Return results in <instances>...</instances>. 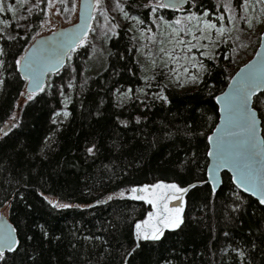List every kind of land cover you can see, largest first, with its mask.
Segmentation results:
<instances>
[{
	"label": "trees",
	"instance_id": "trees-1",
	"mask_svg": "<svg viewBox=\"0 0 264 264\" xmlns=\"http://www.w3.org/2000/svg\"><path fill=\"white\" fill-rule=\"evenodd\" d=\"M30 20H36V17L32 16ZM261 31L262 28L254 37L250 35V48L241 50L240 62L234 69L233 59H224L226 47L220 46L219 68L213 69L210 78L205 76V82L214 85L215 95L223 90L231 74L253 55L259 42L257 35ZM16 32L20 36L28 35L29 39L27 42L22 39L19 42L0 41L10 52L9 62L12 55L27 47L33 34L26 33L22 26L15 32L9 29L12 35ZM116 32L118 35L113 37L110 34L111 39L100 51L84 47L72 53V59L66 61L65 68L48 77L46 83L54 87L46 93L36 92L35 99L31 101L20 95L24 92L25 82L18 73L11 75L13 70L10 68L0 77L5 79L0 89V128L11 122L12 115L19 123L8 137L0 140V206H7L8 217L18 229L16 235L28 252L25 255L22 248L16 253H6L7 264H33L34 256L39 264H85L89 259L96 264L100 256H104L100 264H121L122 250L131 244L127 221L136 215L133 209L139 208L140 203L120 199L107 201V197L154 178H173L176 161L185 159L193 151L198 154L201 169L204 167L206 141L203 138L192 142L185 137H177L174 141L161 140L155 149L149 144L153 136H161V124L174 122L182 125L180 116L189 105L202 104L205 109L215 105L211 97L203 94V84L182 91L170 87L166 94L173 104L161 106L157 103L147 112L148 122L143 134L142 126L130 125L124 129L114 124L115 116L121 113L114 107L115 89L121 85L124 89L144 85L138 79L142 73L135 63L138 54L130 33L125 27H118ZM242 39L244 41V37ZM71 68L76 71L72 73ZM129 69L136 75L133 76ZM69 82L73 84L72 88H68ZM160 83L163 84V80ZM19 99L22 103H18ZM63 107L70 115L53 124L54 113ZM98 109L103 113L100 117L96 115ZM208 114L213 115L211 112ZM134 115H141L140 108L129 102L121 118ZM214 115L218 118V111ZM48 137L51 139L46 144ZM114 140L126 146L116 151L109 147ZM92 141L100 146L95 158L86 157L84 152ZM20 144L25 145V149L17 152ZM192 168L191 172L181 174L185 180L194 182L204 178L202 171L194 165ZM197 171H200L199 175ZM228 176H224V183L217 189L216 196L210 195L209 185L194 189L186 197L189 200L186 208L190 217L188 227L178 234L166 233L168 239L163 245L142 248L129 258L130 264H157L162 257H174L173 264H220L225 227L231 231V240L235 242L246 239L250 231L258 233V226H264V206L249 195L243 193L250 203L240 213V219L235 223L228 221L229 216L236 215L231 213L227 199L229 188L234 187ZM48 199L74 207L53 208ZM95 201L99 203L92 204ZM37 224H44L61 239L42 242ZM213 231L215 239H212ZM28 236H34V239L27 240ZM84 237L94 239L86 240ZM256 242L264 248L259 238ZM106 248L112 251L111 256L105 255ZM213 251L216 256L212 255ZM255 264H264V253L259 249L255 253Z\"/></svg>",
	"mask_w": 264,
	"mask_h": 264
},
{
	"label": "snow or ice",
	"instance_id": "snow-or-ice-1",
	"mask_svg": "<svg viewBox=\"0 0 264 264\" xmlns=\"http://www.w3.org/2000/svg\"><path fill=\"white\" fill-rule=\"evenodd\" d=\"M114 8L122 14L124 21L129 22L127 31L132 33L133 47L138 54L135 63L142 73L138 79L144 84V87L129 86L124 89L121 85L115 89L114 107L121 110L115 116L116 126L124 129L130 125L142 126L143 134V128L148 122L147 112L157 103L161 106L173 104V100L166 94L170 86L183 89L189 85L203 84V94L215 101V105L207 109L202 104L189 105L180 116L182 125L174 122L161 124V136H153L149 141L151 148L155 149L161 140L174 141L177 137H185L192 142L203 138L206 141L203 169L198 163L197 152L193 151L185 159L176 161L173 178H154L121 189L107 197V201L120 199L140 203L139 208L133 209L136 215L127 221L130 225L128 236L131 244L121 253V264H130L129 258L134 257L142 248L163 245L168 239L166 233L183 232L190 222L186 212L189 200L186 197L203 185H210L211 196L218 195L216 184L223 185L224 176L228 173H231L228 180L234 187L229 188L227 199L231 213L236 214L229 216L228 221L235 223L239 220L240 213L249 205L250 202L243 193L255 196L258 204L264 206V99L261 98L264 93L257 95L258 90L264 89V32L257 35L261 47V51L256 52L258 59L249 62L235 76L230 77L228 91L215 95L214 85L205 82V76L210 78L213 69L219 68L218 50L221 45H227L231 49L232 55H225L224 59H234L237 48L248 46L237 43L244 30L252 32L258 27H264V0H124L123 3L121 0H114ZM78 9L81 12L79 25L72 30L54 29L53 16L76 13ZM133 10L137 14H132ZM95 12H100L106 23L109 21L104 0H95V3L92 0H83L82 5L76 0H72L70 5L68 0H0V15L8 17L11 14L9 18L0 19V41L19 42L22 39L27 42L28 35L9 33L10 28L15 32L21 26L26 33H33L34 29L51 32V36L37 40L41 31H35L30 36L35 43L12 55L10 62L7 60L10 52L5 50V44H0V77L10 68L13 70L11 75L19 73V78L27 82V94L20 93L21 96H26V101L35 99L36 92L46 93L49 88L54 87L46 83L47 75L59 74L65 68L66 61L72 59L71 54L88 45L89 32H95L91 23L95 20ZM32 16L36 20H30ZM28 21L30 23L22 24ZM238 22L242 27L237 26ZM118 27V24H112L104 32V38L111 39L108 32L113 37L118 35ZM121 58L123 59V55ZM224 70L227 71L226 68ZM75 71V68H71L72 73ZM128 71L132 72V69ZM132 75L135 76L136 73L132 72ZM161 80L166 82L161 84ZM4 84L5 79L0 78V89ZM67 86L72 88L73 84L69 82ZM129 102L140 108L141 115L122 119V111ZM217 111L220 114L218 123L214 115ZM209 112L213 115H209ZM61 115L67 118L70 113L55 112L52 123L57 124L56 117ZM96 115L100 117L103 113L98 109ZM10 121L0 128V140L8 137L9 132L19 126L15 115L10 117ZM209 128L211 131L207 132ZM50 139L48 137L45 143ZM144 139L147 140V136ZM125 146L114 140L109 147L120 151ZM24 149L25 145L20 144L16 151L21 152ZM99 151L100 146L96 141L90 142V146L84 149L85 156L93 158ZM193 165L203 172L204 177L196 182L185 180L181 175L191 172ZM200 171H197V175ZM47 202L57 209L74 207L69 203L53 202L51 199ZM75 207L79 208L80 205ZM36 227L42 242L61 239L53 235L44 224H37ZM16 233V227L7 223L0 224V264H7L6 253H16L23 248L25 255L28 254ZM222 235L225 245L220 249V264H255L257 249L264 253V248L256 242L259 238L264 243V226H258V233L250 231L248 237L240 242L231 240L232 233L227 227ZM215 238L213 231L212 239ZM26 239L33 240L34 236ZM104 253L107 256L112 255L108 248ZM216 254L215 251L212 252L213 256ZM32 259L33 264H39L37 257ZM102 259L104 256H100L96 264H100ZM173 259L174 257H162L157 264H173ZM85 264L92 262L89 259Z\"/></svg>",
	"mask_w": 264,
	"mask_h": 264
},
{
	"label": "rangeland",
	"instance_id": "rangeland-1",
	"mask_svg": "<svg viewBox=\"0 0 264 264\" xmlns=\"http://www.w3.org/2000/svg\"><path fill=\"white\" fill-rule=\"evenodd\" d=\"M77 3H79V0H76ZM141 2H146V0H141ZM69 5L72 3V0H68ZM59 6V5H57ZM104 7L107 8V15L109 16V21L106 23L104 16L100 14V12H95L93 13V15L95 16V20L91 21L93 27L95 28V32H89L88 35V45H86L85 47H89L90 49H92V51H94L95 49L97 51H100L99 49H101L108 41V39L104 38V32L107 31L112 24H118L119 27H125L127 29V25L129 24L128 21H124L122 14H120L115 8H114V0H104ZM104 9L102 8V11ZM132 14H137L136 12H132ZM11 16V14H10ZM5 18H9L8 17H4L2 15H0V19H5ZM53 27L54 29H56L58 26H65L68 24H71L73 22H75L77 20V12L76 13H65L61 16H53ZM238 27H242V25L238 22ZM261 28L263 27H258L257 29L253 30L252 32H249L247 29L244 30L243 34L241 35V39L240 41H238L237 43H244L247 44L248 46L246 47V49L250 48V43H251V38L250 35L252 37H254L255 33L257 31H259ZM39 29H35V31H38ZM34 31V32H35ZM41 31V35L48 33L49 31L47 30H39ZM33 32V34H34ZM130 33V32H129ZM111 32H108V35H110ZM131 37H132V33H130ZM242 37H244V41L242 39ZM32 40L30 39V42ZM226 47V55H232L231 54V49L227 46V45H221V47ZM244 48H237V53L234 54V59H233V64H232V69H234L236 66V64H239L240 59H241V50H243ZM166 81L163 80V83H165ZM141 87H144L141 86ZM178 91H182L188 88H191L192 85L186 86L185 88H179L176 86H170ZM23 98H26V96H23ZM18 103H22V100L19 99ZM65 105V103H64ZM59 112H63L66 111L63 108H61L60 110H58ZM57 121H63L65 119V117L63 115L56 117ZM49 198V197H48ZM0 212H3L5 215H8V210H7V206L6 205H2L0 206Z\"/></svg>",
	"mask_w": 264,
	"mask_h": 264
},
{
	"label": "water",
	"instance_id": "water-1",
	"mask_svg": "<svg viewBox=\"0 0 264 264\" xmlns=\"http://www.w3.org/2000/svg\"><path fill=\"white\" fill-rule=\"evenodd\" d=\"M82 2H83V0H79V3L78 4H80V5H82ZM92 2L93 3H95V0H92ZM80 16H81V12L79 11V9H78V11H77V20L75 21V22H73V23H71V24H68V25H65V26H58L57 28H56V30H60V29H68V30H72L73 28H74V26H77V25H79L80 23H81V19H80ZM261 32H264V27H263V29H262V31ZM49 36H51V32H48V33H45V34H42V35H40V36H37V40H40L42 37L43 38H47V37H49ZM33 43H35V41H31L29 44H28V46L27 47H29L31 44H33ZM26 47V48H27ZM258 51H261V47H260V42H258V45H257V47H256V49H255V51H254V53H253V55L246 61V62H244L242 65H240L235 71H234V73L230 76V77H232V76H235V74L242 68V67H244L246 64H248L249 62H252V61H255V60H257L258 59V57H256V52H258ZM19 74V73H18ZM49 74H51V73H49ZM48 74V75H49ZM47 75V76H48ZM46 79H47V77H46ZM24 81V80H23ZM25 82V86H24V90H25V93L27 94V89H26V81H24ZM230 83V78L228 79V81H227V83H226V85H225V87L223 88V90L222 91H220L219 93H217L216 95H222L223 94V92H226V91H228V84ZM259 93H264V89H260V90H258V92H257V95L259 94ZM215 102V101H214ZM218 105H217V109H218ZM219 112H218V118H217V123L219 122ZM210 162V161H209ZM229 174V176L231 175V173H228ZM194 182H196V181H194ZM221 184L220 183H217L216 184V188L218 189L219 188V186H220ZM210 186V185H209ZM244 194H246V195H249V196H251V197H253L254 199H256L257 200V198L255 197V196H252L251 194H249V193H244ZM102 202H104V200H102ZM98 203V201H95V202H93L92 204H97ZM91 204V205H92ZM3 223H7V224H9V225H11L12 227H14L13 226V224H12V222L10 221V219H9V217H8V215H5L3 212H0V224H3ZM16 235V234H15Z\"/></svg>",
	"mask_w": 264,
	"mask_h": 264
}]
</instances>
